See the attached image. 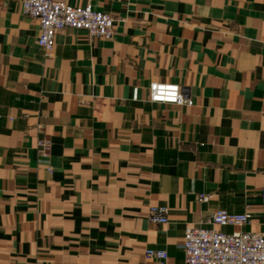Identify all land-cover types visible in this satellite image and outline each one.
<instances>
[{"label":"crops","instance_id":"obj_1","mask_svg":"<svg viewBox=\"0 0 264 264\" xmlns=\"http://www.w3.org/2000/svg\"><path fill=\"white\" fill-rule=\"evenodd\" d=\"M64 1L109 11L112 35L67 27L47 53L0 0V264H182L216 209L251 220L214 229L264 233V0ZM151 82L192 105L149 101Z\"/></svg>","mask_w":264,"mask_h":264},{"label":"built area","instance_id":"obj_2","mask_svg":"<svg viewBox=\"0 0 264 264\" xmlns=\"http://www.w3.org/2000/svg\"><path fill=\"white\" fill-rule=\"evenodd\" d=\"M21 12L38 21L36 43L47 53L53 49L56 34L64 28L82 30L89 38H109L116 21L109 11L97 9L92 4H71L64 0H21ZM136 96L135 90L133 97ZM148 99L151 102L177 105L193 103L179 84L169 82H151L148 86ZM37 146L40 154L45 155L49 151L50 141L46 136H40L37 138ZM197 199L207 202L209 196L198 194ZM259 199L264 206V187L259 192ZM148 219L155 224L167 223L168 208L164 205L150 206ZM250 220L251 214L248 212L216 209L205 218L204 226H187L181 244L184 251L182 264H264V233L222 232L213 227L242 226ZM145 254L155 258L159 264H168L165 261V250L148 248Z\"/></svg>","mask_w":264,"mask_h":264}]
</instances>
